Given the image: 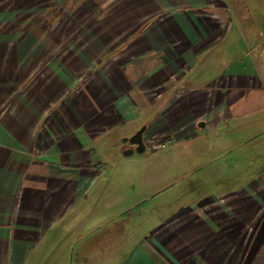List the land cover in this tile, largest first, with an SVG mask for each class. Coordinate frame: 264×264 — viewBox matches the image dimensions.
Segmentation results:
<instances>
[{
	"label": "crops",
	"instance_id": "crops-1",
	"mask_svg": "<svg viewBox=\"0 0 264 264\" xmlns=\"http://www.w3.org/2000/svg\"><path fill=\"white\" fill-rule=\"evenodd\" d=\"M260 3L252 12L249 0H0V264L61 261L80 231L92 240L83 229L106 156L133 155L125 139L141 125L146 146L160 128L175 129L182 118L168 113L183 70L214 63L209 51L235 18L264 24ZM246 59L232 62L238 73L253 67ZM242 97L231 96L232 110L254 112V98ZM186 107L194 132L200 118ZM259 159L226 195L151 237L132 233L120 264H264V151ZM115 230L99 240L103 263L124 240ZM84 244L85 253L94 246Z\"/></svg>",
	"mask_w": 264,
	"mask_h": 264
},
{
	"label": "rangeland",
	"instance_id": "rangeland-1",
	"mask_svg": "<svg viewBox=\"0 0 264 264\" xmlns=\"http://www.w3.org/2000/svg\"><path fill=\"white\" fill-rule=\"evenodd\" d=\"M249 2L252 12L262 11L260 0ZM257 19L235 18L209 51L221 57L212 64L202 59L197 66L183 70L185 82L176 86L171 100L174 108L168 113L176 123L182 119L173 130L156 131L162 132L156 136L157 143L163 146L149 145L142 152L135 149L129 157L120 152L106 156V173L89 194L90 224L80 229L92 230V240L80 231L63 261L47 258L46 262L42 259L43 264H78L83 257L90 258L88 264H120L133 246L132 233L151 237V228L179 220L189 209L198 211L203 203L238 188L247 176L262 168L259 155L264 151V24ZM247 55L253 67L244 65L245 72L238 73L241 65L237 67L232 62H247ZM226 81L234 82V86L227 88ZM214 89L216 92L206 98L193 96ZM232 95H242L241 100L254 98L255 111L236 113L230 103ZM187 104L200 118L194 132L186 129L183 118L189 111L184 108ZM65 219L75 217L70 214ZM116 228L123 232L124 240L112 242L116 255L103 263L101 257L107 245L99 244V240ZM85 240L94 245L87 253Z\"/></svg>",
	"mask_w": 264,
	"mask_h": 264
},
{
	"label": "water",
	"instance_id": "water-1",
	"mask_svg": "<svg viewBox=\"0 0 264 264\" xmlns=\"http://www.w3.org/2000/svg\"><path fill=\"white\" fill-rule=\"evenodd\" d=\"M145 131V126L140 128L138 131H136L131 137L125 139V141H129L132 144L136 145V150L139 152H142L146 149V144L144 142L143 134ZM133 151H130L132 153Z\"/></svg>",
	"mask_w": 264,
	"mask_h": 264
},
{
	"label": "built area",
	"instance_id": "built-area-1",
	"mask_svg": "<svg viewBox=\"0 0 264 264\" xmlns=\"http://www.w3.org/2000/svg\"><path fill=\"white\" fill-rule=\"evenodd\" d=\"M157 140H158V137L156 135L152 136L151 138L148 139L147 146L153 145L155 147H160L164 145V144H160L159 142L157 143Z\"/></svg>",
	"mask_w": 264,
	"mask_h": 264
}]
</instances>
